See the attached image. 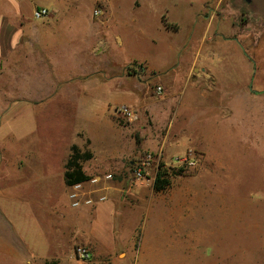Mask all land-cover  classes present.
Segmentation results:
<instances>
[{
	"label": "crops",
	"instance_id": "obj_1",
	"mask_svg": "<svg viewBox=\"0 0 264 264\" xmlns=\"http://www.w3.org/2000/svg\"><path fill=\"white\" fill-rule=\"evenodd\" d=\"M239 2L0 0V206L16 211L24 201L44 199L40 207L26 205L27 214L41 219L34 218V225H55L60 232L71 216L92 260L111 254L115 231H138L150 211L154 224L185 231L191 201L208 191L190 190L195 181L179 177L156 192L135 182L130 166L150 152L171 159L195 150L201 177L224 183L231 182L235 137L264 153L258 92L223 83L204 55L209 42L239 25ZM254 2H247L252 15L264 18V0ZM41 8L49 16L37 20L34 12ZM186 21L193 25L188 39H199L193 50L185 42L156 47L162 33L164 39L180 34ZM150 32L158 40L152 44L156 56L127 55L129 40H144ZM185 55L192 58L180 79L175 74ZM118 107L134 109L138 120L117 117ZM73 147L89 155L80 162L87 176L113 179L87 187L105 202L68 214L65 171Z\"/></svg>",
	"mask_w": 264,
	"mask_h": 264
},
{
	"label": "rangeland",
	"instance_id": "obj_2",
	"mask_svg": "<svg viewBox=\"0 0 264 264\" xmlns=\"http://www.w3.org/2000/svg\"><path fill=\"white\" fill-rule=\"evenodd\" d=\"M239 1L240 27L234 23L232 31L228 34L223 32L217 42H209L204 55L223 83L234 84L235 91L246 87L258 92L257 120L260 126L264 120V18L261 19L258 12L253 16L246 0ZM249 1L251 4L254 2ZM261 2L255 0L254 3ZM199 8L200 3H196L194 11ZM184 10L185 7L181 9L183 13ZM230 22L233 24V21ZM192 28L193 25L186 21L182 33H172L166 39L162 33L163 39L156 47L168 48L185 42L189 45L188 49L193 50L197 46L195 40L199 39H188ZM208 36L211 40L214 29ZM154 41L158 40L152 38V32L144 40L132 37L127 55L156 56L157 52L152 50ZM191 58L187 55L181 57L175 76L182 78V70ZM234 139L231 142L234 157L228 171L231 182L211 183L208 178L201 177L202 158L195 150L186 152L187 149H182L185 154L165 159L171 162L190 151L200 159L192 167L166 169L173 174V183L176 178L190 177L195 181L190 190L208 191L203 199L194 198L191 201L193 204L185 231L171 230L161 223L154 224L153 211H150V216L145 218L138 231H115L116 247L111 254L103 253L93 260L82 261L74 251L85 242L83 236L80 240L77 238L79 228L72 222L71 216L67 217L68 221L63 223L60 232L55 225H49L48 229L44 225H34V218L37 221L41 219L27 214L26 205L44 204L46 201L39 197L42 201H24L16 211L0 206V264H46L54 260H61L60 264H264V153L260 149H250L248 143L240 141V138ZM125 163V167L129 168L130 159ZM178 171L179 174L174 175ZM142 185L148 187L153 184ZM69 204L68 214L78 211ZM83 226L86 230V225Z\"/></svg>",
	"mask_w": 264,
	"mask_h": 264
},
{
	"label": "built area",
	"instance_id": "obj_3",
	"mask_svg": "<svg viewBox=\"0 0 264 264\" xmlns=\"http://www.w3.org/2000/svg\"><path fill=\"white\" fill-rule=\"evenodd\" d=\"M100 14L99 10L94 11V15ZM49 16V11L45 8L37 9L34 12V18L37 20L46 18ZM163 89L157 88L158 95L162 94ZM117 117L123 119L127 123H134L138 120L137 112L129 107H118L114 110ZM198 155L193 151H190L184 156L173 159L168 162L164 159L162 151L158 153H146L140 159L135 161L132 165V175L135 182L139 184H153L160 170L166 169H184L197 165L199 162ZM113 179L112 174H106L104 176L92 177L89 181L81 184H77L69 187L68 198L71 207L79 209L81 207H92L98 203L105 202L107 198L105 196H99L94 198L92 196V190L87 187H99L102 182L111 181ZM75 256L82 261H89L92 258L90 250L84 246H77L75 248Z\"/></svg>",
	"mask_w": 264,
	"mask_h": 264
},
{
	"label": "trees",
	"instance_id": "obj_4",
	"mask_svg": "<svg viewBox=\"0 0 264 264\" xmlns=\"http://www.w3.org/2000/svg\"><path fill=\"white\" fill-rule=\"evenodd\" d=\"M89 155L85 153H81V151L77 147L72 148V154L70 155L67 163H66V171H65V184L68 187L85 183L91 179V177L87 176L82 169L80 162L84 158H88ZM178 173L174 175H178ZM173 176L172 173H169L166 170H160L155 179L153 188L156 192H161L166 190L170 186V179ZM46 264H59L58 261H50Z\"/></svg>",
	"mask_w": 264,
	"mask_h": 264
},
{
	"label": "flooded vegetation",
	"instance_id": "obj_5",
	"mask_svg": "<svg viewBox=\"0 0 264 264\" xmlns=\"http://www.w3.org/2000/svg\"><path fill=\"white\" fill-rule=\"evenodd\" d=\"M247 2H250L249 0H246Z\"/></svg>",
	"mask_w": 264,
	"mask_h": 264
}]
</instances>
